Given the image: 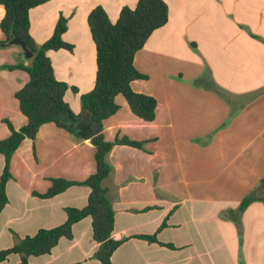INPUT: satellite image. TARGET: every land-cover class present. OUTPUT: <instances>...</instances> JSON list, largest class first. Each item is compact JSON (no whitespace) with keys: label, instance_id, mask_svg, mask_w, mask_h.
<instances>
[{"label":"crops","instance_id":"obj_1","mask_svg":"<svg viewBox=\"0 0 264 264\" xmlns=\"http://www.w3.org/2000/svg\"><path fill=\"white\" fill-rule=\"evenodd\" d=\"M138 1L51 0L30 10V34L38 45L51 38L61 16L67 19L63 39L73 50L48 56L56 79L69 86L65 101L73 113L82 112L81 96L96 83L89 14L102 7L116 23L121 10ZM164 2L168 22L134 57L147 79L131 83L135 92L157 100L154 121L136 116L123 95L116 97L120 109L104 121L106 141L144 142L143 148L115 146L107 155L111 173L103 185L115 213L112 237L124 240L112 264H264V202L249 204L238 221L230 216L246 196H264V0ZM4 15L0 5V22ZM20 53L15 45L0 49V66L16 63ZM28 81L22 70H0V141L10 135L4 120L16 129L28 122L15 97ZM90 139L51 122L21 143L0 213V251L14 245V234L24 238L57 227L66 221L67 207L87 205L85 185L53 198L34 193H46L51 179L83 182L94 174ZM4 166L0 154V178ZM72 233L28 264H101L94 257L99 244L91 217L75 223ZM156 233L174 248L138 237ZM19 263L17 254L0 262Z\"/></svg>","mask_w":264,"mask_h":264},{"label":"trees","instance_id":"obj_2","mask_svg":"<svg viewBox=\"0 0 264 264\" xmlns=\"http://www.w3.org/2000/svg\"><path fill=\"white\" fill-rule=\"evenodd\" d=\"M49 1L51 0H0V5L5 9V15L0 22V31L5 39L0 41V49L12 46L11 41L19 39L33 54L28 60L21 50L22 58L17 59L16 63L0 66V70H22L29 76L25 86L15 93L20 111L28 119L27 124L16 129L9 120H4L10 135L0 141V154L5 157V166L0 178V213L8 203L6 185L12 178V156L25 139L34 140L40 127L46 123L52 122L77 137H84V126L90 128L93 133L90 142L96 148V171L83 182L51 179V186L46 193H34L35 196L46 199L53 198L74 185L90 188L87 205L82 209L67 207V219L62 225L40 229L35 235L24 238L14 234V245L0 251V262L8 260L12 254H17L20 256L19 264H28L31 257L50 254L61 238L72 239L75 223L91 217L93 240L99 244L94 257L101 264H112V255L124 240H115L112 237L115 213L107 189L103 185L111 173L107 155L115 146L143 148L144 142L128 138L106 141L103 134L104 121L120 109L116 103L118 95L125 97L136 116L147 122L154 121L157 100L152 96L137 93L131 87L134 80L147 79L146 75L135 68L134 57L152 32L168 22L169 10L164 0H139L134 9L124 7L116 23L110 21L102 7L91 11L88 24L96 45V83L91 92L81 96L82 112L75 114L65 101L69 86L56 79L48 56L50 51L73 50V45L63 39L67 30V19L61 16L51 38L41 45L36 44L30 34V10ZM72 89L77 91L75 87ZM261 186H264V179ZM256 200L264 202V196L258 197L255 192L246 196L236 211H230L232 219L238 221L242 212ZM165 226L166 222L159 231ZM138 237L150 243L174 248L172 244L160 243L157 233Z\"/></svg>","mask_w":264,"mask_h":264},{"label":"water","instance_id":"obj_3","mask_svg":"<svg viewBox=\"0 0 264 264\" xmlns=\"http://www.w3.org/2000/svg\"><path fill=\"white\" fill-rule=\"evenodd\" d=\"M11 44L20 47V49L23 51L24 57L26 59L29 60L32 58V56H33L32 52L29 50V48L26 46V44L22 40L13 39L11 41ZM83 133H84V137L86 139H90L93 136L92 131L88 127L83 128Z\"/></svg>","mask_w":264,"mask_h":264}]
</instances>
